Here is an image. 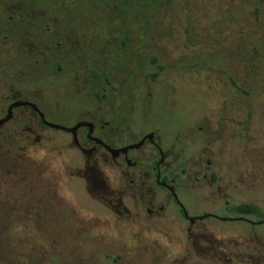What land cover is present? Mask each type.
I'll use <instances>...</instances> for the list:
<instances>
[{"label":"rangeland","instance_id":"1","mask_svg":"<svg viewBox=\"0 0 264 264\" xmlns=\"http://www.w3.org/2000/svg\"><path fill=\"white\" fill-rule=\"evenodd\" d=\"M72 5L56 11L61 21ZM78 5L70 13L80 15L70 40L56 45L48 41L53 31L50 37L44 31L42 57L57 46L81 60L86 48L103 58L97 61L103 67L81 74L113 72L105 36L118 16L102 0ZM150 15L148 23L124 18L111 34L118 51L126 27L127 50L136 55L126 74L139 76L135 89L142 92L135 96L145 111L134 124L164 132L166 142L179 137L186 152L173 169L190 216L245 220L208 218L191 226L161 191L154 206L164 205L159 216H149L139 197L126 198L130 214L109 210L73 176L82 158L68 137L39 130L35 142L27 134L35 121L20 109L0 130V264H264V223H250L264 220V0H168ZM21 44L16 35L0 40V118L12 92L50 100L57 84L73 88L72 81L46 74L54 67L31 68ZM52 103L49 114L43 110L46 119L72 126L75 114ZM242 204L258 206L260 215L230 211Z\"/></svg>","mask_w":264,"mask_h":264},{"label":"flooded vegetation","instance_id":"2","mask_svg":"<svg viewBox=\"0 0 264 264\" xmlns=\"http://www.w3.org/2000/svg\"><path fill=\"white\" fill-rule=\"evenodd\" d=\"M121 32L123 39L126 37V27L121 29ZM62 44L64 43H58V45ZM128 44L129 41L126 44L124 41L121 42V48L118 51L115 50V47L111 48L115 56V63H113L116 68L113 72L104 68V72L101 71L102 75L98 74L97 77L88 76L86 72L81 74V72L88 68L94 70V73L100 72L103 65L97 61H103L101 56H95L97 58L95 59L90 51L89 53L88 50H84L86 57L78 64L75 63L76 59L74 60L73 57H67L71 51L65 52L61 47H56L55 51L49 49L48 56L42 57L44 51L40 47L41 57L37 58V61L41 63L40 68L51 69L49 63L54 57L55 71L46 72V74L53 75L58 81L62 78L72 81L73 88L68 89V86L63 87L61 84H57V96L50 100L35 97L22 98L17 92H12V95L7 98L5 114L0 120L7 116L8 109L12 104L27 103V105L15 107L12 111V118L0 130L15 119L16 111L25 109L30 114L31 121H35V126L29 128L27 132L28 135H35V142L41 139L40 134H37L39 130L41 133L44 131L60 132L67 136L71 149L77 151L82 158V166L76 168L73 176L84 180L88 191L109 210L130 214L125 205L126 198L136 199L139 197L149 216H159L165 207L161 205L160 209H155L154 206L158 192L161 191L166 195L168 203L176 205L182 219L191 226L208 218L218 221L245 220L243 218H218L213 215L190 216L186 207L181 204L179 197L181 190L178 188L180 174L174 172L173 164L184 157L186 149L185 147L180 148L177 144L180 140L179 137L173 136L166 142L164 132L150 127L144 130L143 125L136 126L134 124L137 116L141 124L145 106L142 105V99L135 96V93L142 92L138 87L135 89L139 85V76L136 75L133 78L130 76L131 80L126 74L127 64L133 60L132 57H136L128 52ZM81 75L86 76L80 78ZM126 79L131 82L127 84ZM79 81H83V83L79 84ZM63 89L68 91L64 93ZM57 100L63 103L62 106L68 112L75 114L74 118L77 117L72 126L58 125L46 119L44 113L49 114L51 110L55 109L50 105V102L55 103ZM30 104L37 107L44 120ZM60 106L58 105L57 108L59 109ZM50 125L72 131L55 129ZM174 139H176V143H174ZM168 142L170 144L167 146ZM105 168H112L114 173L108 174ZM181 172L183 176L189 174L185 168ZM239 206L241 205L236 207ZM236 207L230 208V211L238 213L233 211V208ZM250 223L257 226L264 223V220Z\"/></svg>","mask_w":264,"mask_h":264},{"label":"trees","instance_id":"3","mask_svg":"<svg viewBox=\"0 0 264 264\" xmlns=\"http://www.w3.org/2000/svg\"><path fill=\"white\" fill-rule=\"evenodd\" d=\"M167 1L168 0H102V7L104 10L108 9L118 16L119 20L114 24L113 28L115 29L124 18L131 22L140 17L144 23H148L149 17L151 16L150 12L160 8ZM83 2L84 0H0V40L11 39L13 35H16L17 42H20L21 38L22 47L19 48L21 53L25 59H30L33 64L30 66L31 68L35 66L40 70L41 63L37 61V58L41 57L39 52L41 47L40 41L42 37H46L43 36L44 31H47V33H45L49 35L48 37L52 36L49 30L53 31V37L48 41L54 43L55 40L56 45L59 42L66 41L68 39V37L66 38L68 31L72 30L74 25L80 23V15L77 13L75 17L72 18L70 13L75 9L81 8L78 4ZM70 4H73L70 7L71 10H66L64 18L61 21L56 11H60L62 8H69L67 6ZM113 29L109 28L108 34L105 36L108 43L111 41V34L114 32ZM36 40L39 43L34 42ZM123 41L125 44L128 43L129 32H126V37L123 38L121 42ZM56 47L57 46H52L51 51H55ZM110 47L114 46L110 43ZM81 50L84 52L83 49ZM85 50L87 49L85 48ZM67 57L72 56L67 55ZM85 57L86 55L83 56V58ZM52 58L53 59H51L49 63L50 67H54L56 63L55 58ZM75 63L79 64L80 60H75ZM233 211L242 214L260 215L259 207L253 204L241 205L233 208Z\"/></svg>","mask_w":264,"mask_h":264},{"label":"water","instance_id":"4","mask_svg":"<svg viewBox=\"0 0 264 264\" xmlns=\"http://www.w3.org/2000/svg\"><path fill=\"white\" fill-rule=\"evenodd\" d=\"M21 105H27V103H14L12 104L9 109H8V113H7V116L4 118V119H1L0 120V128L6 123L8 122L11 118H12V111L15 107H19ZM30 106L36 111V112H39V110L37 109V107L33 104H30ZM40 113V112H39ZM40 116L42 118V120H44V117L43 115L40 113ZM51 127L55 128V129H62V130H66V131H72V130H69V129H66V128H63V127H59V126H56V125H50Z\"/></svg>","mask_w":264,"mask_h":264}]
</instances>
